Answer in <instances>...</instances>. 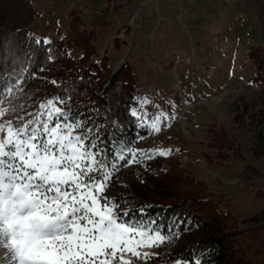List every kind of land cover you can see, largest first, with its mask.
I'll list each match as a JSON object with an SVG mask.
<instances>
[{
    "label": "rangeland",
    "instance_id": "1",
    "mask_svg": "<svg viewBox=\"0 0 264 264\" xmlns=\"http://www.w3.org/2000/svg\"><path fill=\"white\" fill-rule=\"evenodd\" d=\"M28 1L37 16L27 33L49 43L64 40L70 32V10H81L87 23L100 20L101 9L120 2L107 23L96 26L95 44L99 56L109 55L111 72L117 62L131 64L137 83L132 108L146 113L145 119L166 114L159 133L146 130L133 146L169 149L170 155L121 168L111 188L114 196L124 193L139 172L159 158L160 167L182 168L204 182V196L218 199L238 220L264 208V146L257 137L264 132V119L252 107L258 86L249 80L252 66L247 57L249 49L261 44L264 0ZM113 37L125 39L126 46L113 48ZM57 66L49 60L37 72L38 102L60 91ZM139 99L150 103L141 107ZM208 129H223L228 135L233 147L224 157L206 146Z\"/></svg>",
    "mask_w": 264,
    "mask_h": 264
},
{
    "label": "snow or ice",
    "instance_id": "2",
    "mask_svg": "<svg viewBox=\"0 0 264 264\" xmlns=\"http://www.w3.org/2000/svg\"><path fill=\"white\" fill-rule=\"evenodd\" d=\"M25 82L22 75H0V264H150L160 257L153 250L174 242L175 224L166 233L155 219L136 218L111 188L121 168L167 157L170 150L105 143L103 125L70 106L63 92L29 111ZM129 114L149 134L159 133L167 118L161 112L145 119L136 108Z\"/></svg>",
    "mask_w": 264,
    "mask_h": 264
},
{
    "label": "trees",
    "instance_id": "3",
    "mask_svg": "<svg viewBox=\"0 0 264 264\" xmlns=\"http://www.w3.org/2000/svg\"><path fill=\"white\" fill-rule=\"evenodd\" d=\"M119 5L120 2L107 5L100 10V20L87 23L81 10H70L71 30L66 38L44 43L27 33L37 16L28 0H0V75L26 78L22 85L27 93L25 101L28 109H33L41 94V88L36 87L40 77L37 72L47 67L51 54L58 65L55 78L62 83L57 95L63 92L70 97V106H79V112L91 114L96 124L103 125L100 135L105 143L112 139L134 143L147 131L137 128V118L129 114L137 94L132 66L125 61L102 88L111 73V59L106 52L99 56L95 44L96 26L106 24L110 11ZM259 29L261 44L249 49L247 57L252 66L249 80L258 86L252 107L264 119V19ZM111 43L116 48L126 46L127 41L113 37ZM93 57L97 59L92 61ZM206 136V146L214 149L218 157H224L225 151L233 147L223 129H208ZM257 137L264 146V132ZM147 168L139 172L124 193L115 196L122 205L133 209L136 218L155 219L166 233L175 224L178 236L171 245L158 249L160 257L150 264H167L175 259L192 264L197 258L201 264H264V208L238 220L227 206L219 205L218 199L204 196L208 191L205 183L187 170L162 168L159 158ZM140 208H144L143 213L137 211Z\"/></svg>",
    "mask_w": 264,
    "mask_h": 264
},
{
    "label": "water",
    "instance_id": "4",
    "mask_svg": "<svg viewBox=\"0 0 264 264\" xmlns=\"http://www.w3.org/2000/svg\"><path fill=\"white\" fill-rule=\"evenodd\" d=\"M121 62H117L116 65L114 66V68L112 69L111 72V76L118 70V68L120 67ZM110 78L105 82L104 86L107 85V83L109 82Z\"/></svg>",
    "mask_w": 264,
    "mask_h": 264
},
{
    "label": "built area",
    "instance_id": "5",
    "mask_svg": "<svg viewBox=\"0 0 264 264\" xmlns=\"http://www.w3.org/2000/svg\"><path fill=\"white\" fill-rule=\"evenodd\" d=\"M185 158H186V156H183V157L181 158V161L184 162V161H185Z\"/></svg>",
    "mask_w": 264,
    "mask_h": 264
},
{
    "label": "crops",
    "instance_id": "6",
    "mask_svg": "<svg viewBox=\"0 0 264 264\" xmlns=\"http://www.w3.org/2000/svg\"><path fill=\"white\" fill-rule=\"evenodd\" d=\"M157 250V249H156ZM155 264H161V263H159V262H155Z\"/></svg>",
    "mask_w": 264,
    "mask_h": 264
}]
</instances>
